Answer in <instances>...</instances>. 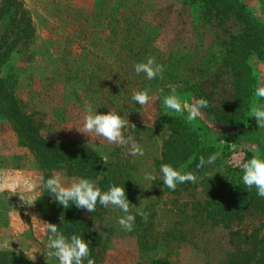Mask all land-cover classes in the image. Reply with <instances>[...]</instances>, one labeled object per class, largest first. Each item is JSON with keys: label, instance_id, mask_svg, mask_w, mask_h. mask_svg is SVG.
I'll return each instance as SVG.
<instances>
[{"label": "trees", "instance_id": "trees-1", "mask_svg": "<svg viewBox=\"0 0 264 264\" xmlns=\"http://www.w3.org/2000/svg\"><path fill=\"white\" fill-rule=\"evenodd\" d=\"M259 1L261 12L243 0H182L183 5L198 10L207 23L214 22L222 27L234 22L239 26V31L224 42L223 53L209 49L204 58L196 63L176 54L162 59V54L156 49L159 35L145 22L142 7L134 0L120 1V5L112 12L108 26L102 24L104 32L111 29L114 35L124 28L127 34L125 46L116 55L120 63H117L118 66H124L125 73L118 84H108L110 90L120 97L122 106L127 101H133L134 91L145 88H150L159 96L158 114L166 134L159 155L154 158L156 179L145 181L144 184L139 176L141 160L131 162L125 159L120 149L113 150L104 160L88 146L69 148L59 142L49 143L40 136V127L34 116L25 112V103L17 95L21 80L27 73L19 68L17 61L22 51L28 52L29 44L35 37V29L21 2H1L0 121L8 122L19 145L28 149L38 160V186L29 195L32 199L28 198L30 201H27L31 204L36 199L31 205L42 211L39 229L46 233V244L48 233L44 222L56 224L66 235L73 232L83 235L89 242L95 264L101 252L113 249L119 235L136 239L137 264H175L170 260L174 246L184 243L195 245L194 237L208 225L230 230L234 224L243 222L247 215L256 214L264 218V198L257 195L254 187L247 190L242 181L243 170L229 163L234 154L231 148L241 143L243 133L251 129L259 131L252 110L264 105V98L255 95L256 89L264 85V76L258 69L264 66V0ZM150 56L164 65L163 79L157 77L148 80L144 73L135 72V65L145 62ZM13 57L15 60H12ZM59 62L56 60L55 63ZM219 62L231 75L233 89L232 98L220 103L215 99L216 87L214 91L207 92L200 84L201 80L213 74ZM101 70L102 65L99 64L98 72ZM58 81L65 87L72 83L80 85L85 99L98 105V114H104L107 92L101 75L81 76L66 69ZM172 85L177 87L180 98L186 97L185 100L181 99L182 102L207 99L210 106L202 110L206 119L198 117L189 123L186 111L180 114L168 109L163 104V98ZM137 127L139 131L155 135L156 129L152 127ZM257 150L260 149L249 145L245 151L246 161L257 155ZM216 152L221 155L213 164L198 170L197 182L177 184L175 190L163 184L160 171L162 164H171L181 171H197L199 158L203 156L207 159ZM55 173H63L69 179L88 178L96 183L103 177L102 186L107 190L113 184L124 186L130 212L136 217L133 230L126 231L118 223L119 218L125 215L118 207L108 215L105 207L98 202L101 211L96 208L90 214L94 217L92 219L87 217V210L77 208L74 204L64 208L43 185ZM188 190H198L203 195V200L192 204L191 210H188L187 204L180 203L173 208L176 203L167 202V195H180ZM142 211L150 213L147 222L138 214ZM96 217L100 221L98 230L95 229ZM27 219L32 223V218ZM38 240L35 228L29 224L20 233L18 245L0 248V264H59L55 257L48 256V248L39 262L30 259V253L22 246L29 243L30 248ZM227 264H264L262 230L252 233L237 245L236 252L228 255Z\"/></svg>", "mask_w": 264, "mask_h": 264}, {"label": "rangeland", "instance_id": "rangeland-1", "mask_svg": "<svg viewBox=\"0 0 264 264\" xmlns=\"http://www.w3.org/2000/svg\"><path fill=\"white\" fill-rule=\"evenodd\" d=\"M2 1L0 0V4ZM18 1L22 3L32 20L35 37L29 44L28 52L22 51L17 61L19 68L27 72L21 80L17 95L25 103V112L34 116L36 124L40 127V136L49 143L59 142L69 148L88 146L104 160L108 159L113 150L120 149L125 159L131 162L136 159L141 160L139 164L141 183L151 182L145 178V173L156 175L154 158L159 155L166 134L158 114L159 100L150 102L146 106H140L135 101H127L126 106H122L120 97L112 89L110 90L111 87L108 85L118 84L125 73L124 66H118L120 63L116 60V55L120 54L125 46L127 34L124 28H120L114 35L111 29L104 32L102 24L108 26L112 12L122 0ZM134 1L141 5L145 22L159 35L156 49L162 54L163 60L171 54H176L185 57L189 62L196 63L204 58L209 49L223 53L224 42L231 34L239 31V26L234 22L222 27L214 22L207 23L198 10L183 5L182 0ZM250 1L252 4L255 3V0ZM12 60H15L14 57ZM56 60L60 61L59 64L55 63ZM99 64L102 65L100 72H98ZM66 69H71L75 74L80 73L81 76L101 75L107 92L106 107H103L104 114L114 108L123 118L129 120V126L124 130V134L127 136L131 133L134 136L135 142L144 149L143 156H132L127 147L109 144L103 138H97L95 134H89V137L77 130L83 126L86 107L90 106L98 113V105L85 99L80 85L72 83L65 87V84L58 81ZM258 69L264 76V66H259ZM200 84L207 92L214 91L216 87L215 99L218 103L233 96L232 77L221 67V62L213 70V74L201 80ZM151 94L158 96V93L153 91ZM185 98L180 99L185 100ZM201 117L206 119L204 114ZM207 123L210 121L207 120ZM131 124L136 126L134 130ZM139 125L156 129L155 135L152 136L148 131H139L137 127ZM240 140H242L240 144L231 148L234 151L229 159L231 165L235 166L232 157L238 153L246 156L245 151L251 144L261 150H257V155L264 158V129L259 128L256 132L251 129L243 133ZM8 166L24 169L26 178L37 180L38 160L28 149L19 145L17 136L8 122L0 121V169ZM235 167L242 169L239 166ZM60 174L66 177L65 174ZM102 182L103 177L96 185L101 191H107L103 188ZM23 196L27 200L26 195ZM166 199L169 203H176L173 208L184 203L187 204L188 210H191L192 204L203 200V195L198 190H188L180 195H167ZM19 200L24 202L21 198ZM0 204V226L3 229L0 233L2 239L0 243L10 240V246L18 245L19 236L7 232V228H11L10 224L13 222L18 221L13 225L17 231L22 230V227L27 229L25 225L32 224L39 240L30 248L29 243L22 248L28 250L33 260L39 262L41 256L47 252L46 239H44L46 233L39 229L41 223L39 221L43 218L42 211L32 208L31 223L27 219L28 216L24 217L23 210L8 208L5 200ZM96 208L101 211L98 202ZM116 208L111 205L105 207L108 215ZM90 214L91 212L87 211V217L94 218ZM95 222V229L98 230L100 224L98 217L95 218ZM258 230H262L264 234V218L256 214L247 215L243 222L234 224L230 230L208 225L194 237L195 245L189 243L175 245L170 260L175 264H227L228 255L236 252L237 245ZM13 236H17V240ZM247 248L251 251L250 247ZM137 262L136 239L119 235L113 249L109 252H101L96 264H137Z\"/></svg>", "mask_w": 264, "mask_h": 264}, {"label": "clouds", "instance_id": "clouds-1", "mask_svg": "<svg viewBox=\"0 0 264 264\" xmlns=\"http://www.w3.org/2000/svg\"><path fill=\"white\" fill-rule=\"evenodd\" d=\"M164 65L158 63L154 56H150L145 62L135 65L137 74L144 73L148 80L157 77L163 79ZM255 95L264 98V85L258 87ZM132 100L140 106H146L150 102L159 100V97L151 94L150 88L134 91ZM163 104L176 113L183 114L187 112L186 120L191 123L198 117L202 116V110L209 107V101L205 98L195 99L190 104L182 102L175 85L170 86L169 93L164 96ZM252 117L256 118L257 127L264 129V105L252 110ZM129 120L123 118L114 108H111L107 114H98L88 106L86 107V115L83 117L82 128H77L83 134H95L97 138H103L109 144H117L127 147L128 152L132 156H143V147L135 142L134 136L129 133L127 136L124 130L128 128ZM134 130L136 126L131 124ZM90 137V136H89ZM221 154L219 152L211 154L207 159L201 156L196 164L197 171H181L173 167L171 164H162L160 171L162 173L163 184L175 190L177 184L192 182L198 180V170L205 165L213 164ZM239 166L243 170L242 181L247 190L253 187L259 197L264 198V158L253 156L244 162H239ZM145 178L155 180L156 177L151 173H145ZM44 188L54 197V199L64 208L75 205L77 208L85 209L88 212L96 210L97 202L103 207L109 205L118 207L124 216L120 217L118 223L126 230L132 231L135 224V215L130 212V202L127 199L124 186L110 185L107 191H101L94 180L88 178H71L68 179L60 173L53 174L50 178L43 182ZM37 182L29 178H12L0 179V192L19 193L21 199L29 204L21 193H32L37 188ZM32 199V197H28ZM33 199L31 204H34ZM29 204V205H31ZM142 219L147 222L150 213H138ZM47 235L48 256L55 257L59 264H95L91 258L89 242L83 238V235L73 232L66 235L60 230L59 226L53 223L44 222ZM10 240H4L0 243V247H10ZM32 259V258H30Z\"/></svg>", "mask_w": 264, "mask_h": 264}, {"label": "crops", "instance_id": "crops-1", "mask_svg": "<svg viewBox=\"0 0 264 264\" xmlns=\"http://www.w3.org/2000/svg\"><path fill=\"white\" fill-rule=\"evenodd\" d=\"M245 3H247L250 7H252V8H254V9H256L258 12L260 11H262L261 9V5H260V1L259 0H255V3L254 4H252L251 3V1L250 0H243ZM232 159H233V161L235 162V160H236V165H238L239 166V162H244V161H246V156H244V155H242V153H238L237 155H234L233 157H232ZM21 177H23V178H26L27 177V175H26V172H24V169H20V168H13V167H5L4 169H0V179H12V178H16V179H19V178H21ZM21 195H27V194H25V193H21ZM29 195H30V193H28V195L26 196L27 197V199H28V197H29ZM19 198H21V196H20V194L17 192V193H11V192H7V191H5V192H0V203H1V201L2 200H5L6 201V204H8V208H10V209H12V210H14V209H17V210H23L22 211V213L25 215V216H28V217H30L31 215H32V208H35L34 206H32V205H29V204H27V203H24V202H21L20 200H19ZM9 201H8V200ZM9 203H8V202ZM28 201H30L29 199H28ZM1 205V204H0ZM17 206V207H16ZM15 213V212H14ZM11 215H13V212H12V214ZM16 223H18V221L17 222H13V224H10L12 227V229L14 230H12L11 228H7V232H10V234H12V233H15V234H17L18 236H20V233L22 232V231H24L25 230V228L24 227H22V230L21 229H18L19 231H17L16 229H14L13 228V225H16ZM25 226H27L28 227V225H25ZM21 230V231H20ZM3 231V229H2V227L0 226V233ZM1 235V234H0ZM14 237V239H16L17 240V236H13ZM12 237H10V239H11ZM19 239V238H18ZM1 240L2 239H0V242H1ZM15 240V241H16ZM14 241V242H15ZM1 248V247H0Z\"/></svg>", "mask_w": 264, "mask_h": 264}, {"label": "built area", "instance_id": "built-area-1", "mask_svg": "<svg viewBox=\"0 0 264 264\" xmlns=\"http://www.w3.org/2000/svg\"><path fill=\"white\" fill-rule=\"evenodd\" d=\"M233 161V160H232ZM233 163H235L234 161H233ZM235 166H238V165H236V163H235ZM240 167V166H239Z\"/></svg>", "mask_w": 264, "mask_h": 264}]
</instances>
